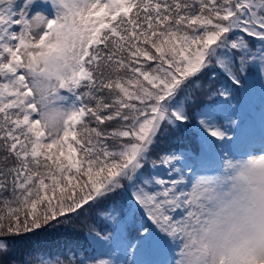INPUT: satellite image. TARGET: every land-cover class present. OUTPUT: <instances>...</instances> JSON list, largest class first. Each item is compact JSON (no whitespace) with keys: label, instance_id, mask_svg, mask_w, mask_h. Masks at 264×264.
Segmentation results:
<instances>
[{"label":"snow or ice","instance_id":"1","mask_svg":"<svg viewBox=\"0 0 264 264\" xmlns=\"http://www.w3.org/2000/svg\"><path fill=\"white\" fill-rule=\"evenodd\" d=\"M256 65L264 0H0V264H35L21 238L93 210L146 220L138 244L167 253L149 264H264V146L188 191L177 146L190 125L232 140L224 81ZM54 264L128 262L82 248Z\"/></svg>","mask_w":264,"mask_h":264},{"label":"trees","instance_id":"2","mask_svg":"<svg viewBox=\"0 0 264 264\" xmlns=\"http://www.w3.org/2000/svg\"><path fill=\"white\" fill-rule=\"evenodd\" d=\"M261 73V69L254 66L248 71L241 73V83L231 84L224 81V85L227 87L230 98L227 102L232 104L233 102H244L246 100V92H264V84L260 86H253L256 82V78ZM243 96V100H239ZM237 98L236 100H234ZM225 103V98H215V105L218 107ZM202 104L207 107L213 104L212 100L207 98L202 99ZM256 106V105H255ZM231 108L229 109V111ZM250 110V108H248ZM245 115L248 116L249 112L245 111ZM222 119H217L223 122L226 119L221 116ZM197 134L195 125H190L189 128L180 133V138L177 141L178 148L192 147L197 148ZM171 142H163V146H169ZM73 215V221L70 224L57 226L55 229H49L46 232H41L38 235H28L18 242L16 245L15 255L17 258H22L25 261H35V264H40L41 261L54 262L57 259L63 260L66 255H70V250H80L82 248H88L89 253L95 256L97 259H105L107 254V246L114 245L118 236H125L128 242H134L138 237L143 235L142 232H138L141 224H148L146 220L140 217L138 214L129 212L126 216L124 224L122 225V231L109 220H103L98 216V212L93 210L86 212L80 217ZM150 227V225H149ZM99 231L101 236H109V241L97 244L95 240V232ZM119 232V234H117ZM120 236V238H121ZM122 239V238H121Z\"/></svg>","mask_w":264,"mask_h":264},{"label":"rangeland","instance_id":"3","mask_svg":"<svg viewBox=\"0 0 264 264\" xmlns=\"http://www.w3.org/2000/svg\"><path fill=\"white\" fill-rule=\"evenodd\" d=\"M257 68H260L256 65ZM256 78V82L253 83V86H260L264 84V70H261V73ZM246 100L244 102H233L231 105H234V109L231 108L229 111L232 114V118L237 121L236 126H231L228 124V121H219L218 124L223 125L228 128V135L232 137L231 141H225V144L231 146V154L227 155L226 145L221 144L220 141H216L214 145L207 146L204 145L201 140L198 141L197 152H194L191 148L187 150L180 151L186 157V163L190 166V169L185 170V180L187 187L185 188L188 191L190 182L194 178L200 177H213L223 170V159L225 157L228 159H242L246 158L249 151L255 152L258 151L262 146H264V92H246ZM230 98V97H229ZM231 99V98H230ZM235 98L234 100H236ZM243 100V96L238 99ZM256 105V106H255ZM250 108L249 116L245 117V111ZM222 119L219 116L217 119ZM229 125V127H228ZM252 143L257 144V147L252 146ZM250 148L249 150H247ZM236 149V150H234ZM247 150V151H246ZM221 162V163H220ZM221 164V165H220ZM219 165V166H218ZM222 166V167H221ZM218 168L219 172H200L203 170H209ZM191 189V188H190ZM121 230V229H120ZM138 240L130 243L133 247L125 248L124 243L120 240V236L116 238V249L111 248L108 250L106 255V260H119L121 262L127 261L128 264H149V262L157 261L159 256H162L160 260L167 258V253L158 246H140ZM174 252L172 255L174 258L178 257V252ZM175 254V255H174ZM177 255V257H175Z\"/></svg>","mask_w":264,"mask_h":264},{"label":"bare ground","instance_id":"4","mask_svg":"<svg viewBox=\"0 0 264 264\" xmlns=\"http://www.w3.org/2000/svg\"><path fill=\"white\" fill-rule=\"evenodd\" d=\"M252 146H254V147H257L258 145H257V144H254V143H252Z\"/></svg>","mask_w":264,"mask_h":264}]
</instances>
